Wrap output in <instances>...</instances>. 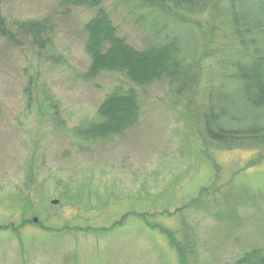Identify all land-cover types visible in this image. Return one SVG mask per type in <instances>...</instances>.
Segmentation results:
<instances>
[{
	"label": "rangeland",
	"instance_id": "obj_1",
	"mask_svg": "<svg viewBox=\"0 0 264 264\" xmlns=\"http://www.w3.org/2000/svg\"><path fill=\"white\" fill-rule=\"evenodd\" d=\"M102 1L119 38L148 49L141 0ZM224 5L213 0L203 15L184 14L179 29L195 34L200 61L176 97L170 81L88 75L86 26L97 9L74 0H0L15 37L0 35V264H237L254 249L264 258V145L219 148L202 132L209 100L223 112L218 91L208 99V68L242 49ZM28 22L44 27L41 45L24 29ZM130 89L137 123L122 135L85 139L81 133L100 122V105ZM30 166L36 181L26 187ZM161 228L183 244L190 237L185 263Z\"/></svg>",
	"mask_w": 264,
	"mask_h": 264
},
{
	"label": "trees",
	"instance_id": "obj_2",
	"mask_svg": "<svg viewBox=\"0 0 264 264\" xmlns=\"http://www.w3.org/2000/svg\"><path fill=\"white\" fill-rule=\"evenodd\" d=\"M211 3L213 0H141V7L138 9L139 21L148 28L151 45L146 50L137 51L119 38L109 16L101 8L102 0H74L77 6H91L98 10L86 26L89 35L86 50L92 58L88 75L97 78L104 72L124 73L137 85L170 81L174 85V95L183 96L193 81L189 72L199 68L200 57L195 49L199 44L194 38L195 34L192 31L183 33L179 28L186 26V12L203 15L210 9ZM238 4L244 11L238 10ZM224 8L222 13L228 18L233 31L232 37L237 39L242 49L238 56L227 54L224 57H216L215 64L208 68V99L210 91H218L216 97L223 101V112L218 113V106L209 107V100L202 121V132L210 143L219 148L242 149L264 145V6L249 5L246 0H225L222 10ZM171 17L177 19L171 20ZM162 19L165 22L164 30L157 32ZM23 26L37 44L43 43L42 25L28 22ZM0 35L15 41L1 11ZM218 69L220 71L216 73ZM216 81H219V84ZM229 84H233V91L228 89V86H232ZM110 95L112 96L100 105V122L91 126V134L81 133L85 139L97 140L122 135L137 123L140 112L137 93L130 89L126 92L117 90ZM233 96H239L243 101H233ZM228 110L236 113L228 114ZM246 123L251 125L244 127ZM26 172V187H30L36 181L35 172L32 166ZM161 231L177 250L181 262L185 263V254L191 247L190 237L186 236L183 244L169 230L161 228ZM261 254V250L254 249L237 264L263 263Z\"/></svg>",
	"mask_w": 264,
	"mask_h": 264
},
{
	"label": "water",
	"instance_id": "obj_3",
	"mask_svg": "<svg viewBox=\"0 0 264 264\" xmlns=\"http://www.w3.org/2000/svg\"><path fill=\"white\" fill-rule=\"evenodd\" d=\"M56 204H58V202H56V201H55V202H52V205H56ZM35 221H36V220H35Z\"/></svg>",
	"mask_w": 264,
	"mask_h": 264
}]
</instances>
